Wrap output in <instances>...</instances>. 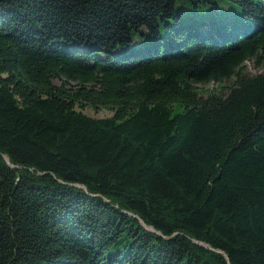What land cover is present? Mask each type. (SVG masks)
Returning <instances> with one entry per match:
<instances>
[{"label": "trees", "instance_id": "obj_1", "mask_svg": "<svg viewBox=\"0 0 264 264\" xmlns=\"http://www.w3.org/2000/svg\"><path fill=\"white\" fill-rule=\"evenodd\" d=\"M248 61L264 0H0V264H264Z\"/></svg>", "mask_w": 264, "mask_h": 264}, {"label": "rangeland", "instance_id": "obj_2", "mask_svg": "<svg viewBox=\"0 0 264 264\" xmlns=\"http://www.w3.org/2000/svg\"><path fill=\"white\" fill-rule=\"evenodd\" d=\"M176 11L180 17H187L188 13L190 12L188 6L182 1L178 2V4L176 5ZM145 39L148 40V36H145ZM243 69L246 74L253 76L259 74L264 69V67H259L255 65L253 61H248L244 64ZM234 81L235 77H231L228 80L222 81L220 84L212 82L205 85H197V88L199 89L200 96L205 98L208 94L213 91H220V87L232 86ZM76 110L86 115L87 117L94 119L109 118L114 115L113 111L107 109L94 110L92 108L87 107L84 110H81L79 108H77Z\"/></svg>", "mask_w": 264, "mask_h": 264}, {"label": "water", "instance_id": "obj_3", "mask_svg": "<svg viewBox=\"0 0 264 264\" xmlns=\"http://www.w3.org/2000/svg\"><path fill=\"white\" fill-rule=\"evenodd\" d=\"M4 160L6 161V163H8L7 158L4 157ZM78 187H80V186H78ZM140 223H141V225H142L145 229H147L148 231L154 232V230H153L151 227H147V226H145L144 223H142L141 221H140ZM195 243H196V242H195ZM198 244H199L200 246H203V247H205V248L211 250V248H209V247H208L207 245H205V244H202V243H198ZM219 254L223 255V254L220 253V252H219ZM223 256H224V255H223ZM225 259H227V258L225 257Z\"/></svg>", "mask_w": 264, "mask_h": 264}]
</instances>
